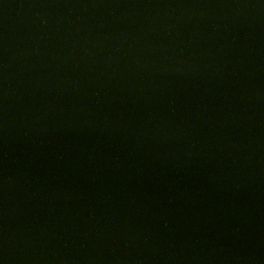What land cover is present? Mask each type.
Instances as JSON below:
<instances>
[{
    "label": "water",
    "instance_id": "obj_1",
    "mask_svg": "<svg viewBox=\"0 0 264 264\" xmlns=\"http://www.w3.org/2000/svg\"><path fill=\"white\" fill-rule=\"evenodd\" d=\"M0 264H264V0H0Z\"/></svg>",
    "mask_w": 264,
    "mask_h": 264
}]
</instances>
